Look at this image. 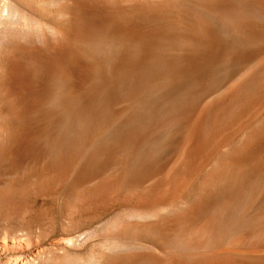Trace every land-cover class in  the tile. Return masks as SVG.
<instances>
[{
  "label": "bare ground",
  "instance_id": "1",
  "mask_svg": "<svg viewBox=\"0 0 264 264\" xmlns=\"http://www.w3.org/2000/svg\"><path fill=\"white\" fill-rule=\"evenodd\" d=\"M0 264H264V0H0Z\"/></svg>",
  "mask_w": 264,
  "mask_h": 264
}]
</instances>
